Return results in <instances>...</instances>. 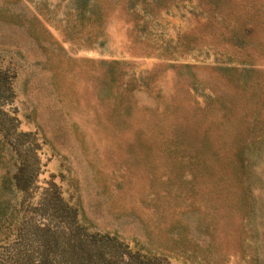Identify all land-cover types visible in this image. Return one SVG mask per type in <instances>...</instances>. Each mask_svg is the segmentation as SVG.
I'll use <instances>...</instances> for the list:
<instances>
[{
	"label": "rangeland",
	"instance_id": "obj_1",
	"mask_svg": "<svg viewBox=\"0 0 264 264\" xmlns=\"http://www.w3.org/2000/svg\"><path fill=\"white\" fill-rule=\"evenodd\" d=\"M0 64L22 209L52 181L156 264H264V0H0Z\"/></svg>",
	"mask_w": 264,
	"mask_h": 264
},
{
	"label": "trees",
	"instance_id": "obj_2",
	"mask_svg": "<svg viewBox=\"0 0 264 264\" xmlns=\"http://www.w3.org/2000/svg\"><path fill=\"white\" fill-rule=\"evenodd\" d=\"M8 68L0 64V101L13 95ZM15 126L0 108V264H156L118 235L90 230L52 181L22 209L35 187L38 145Z\"/></svg>",
	"mask_w": 264,
	"mask_h": 264
}]
</instances>
